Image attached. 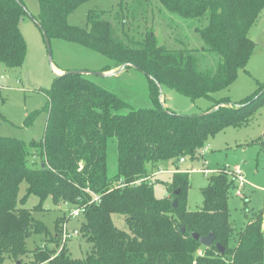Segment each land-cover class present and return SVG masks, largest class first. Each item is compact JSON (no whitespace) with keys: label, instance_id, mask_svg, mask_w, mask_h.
Here are the masks:
<instances>
[{"label":"trees","instance_id":"obj_1","mask_svg":"<svg viewBox=\"0 0 264 264\" xmlns=\"http://www.w3.org/2000/svg\"><path fill=\"white\" fill-rule=\"evenodd\" d=\"M37 1L36 23L47 40L76 42L108 57L116 67L142 71L153 107L119 113L127 103L82 73L54 76L46 89L42 137L26 143L0 136V264H264L263 211L236 232L237 243L230 246L233 228L227 201L233 176L223 168L210 175L202 189V205L189 210V173L179 161L194 159L210 136L227 126L247 125L264 108V83L236 102L211 96L231 85L248 62L255 48L248 31L264 0H154L170 14L200 22L194 27L203 43L200 49L168 48L148 27L131 31L129 14L142 17L151 0H121L114 17L121 24L120 35L104 10L88 11L83 28L68 23V15L87 0ZM139 5L145 10L136 11ZM26 14L22 0H0V63L6 67H19L24 60L19 21ZM209 56L216 60L203 65ZM162 85L192 100L212 99L213 106L199 114L176 113L161 101ZM35 113L27 115V124ZM110 137L116 139L117 149L112 177L106 167ZM253 143L264 153V135ZM29 153L38 166L27 164ZM159 167L170 173L167 179L131 184ZM117 181L125 184L115 185ZM22 182L26 188L19 198ZM156 183L166 188L163 197L155 196ZM29 195L39 203L32 209L18 206ZM47 197L58 207L67 202L85 208L79 217V231L89 245L84 258L71 257L65 243L55 251L65 215L54 220L52 236L44 222L33 217L32 211L43 210ZM113 214L122 216L126 229L114 224ZM192 233H212L224 252L214 243L202 245ZM32 234L51 236L55 245L29 250L26 239Z\"/></svg>","mask_w":264,"mask_h":264},{"label":"rangeland","instance_id":"obj_2","mask_svg":"<svg viewBox=\"0 0 264 264\" xmlns=\"http://www.w3.org/2000/svg\"><path fill=\"white\" fill-rule=\"evenodd\" d=\"M27 14L19 21V31L25 41V56L19 67H6L0 63V136H9L22 139L29 143L32 139L42 137L47 118L44 105L46 103V89L50 88L58 71L69 72L74 70L85 71V77L93 80L104 88L118 94L126 103L118 112L126 113L129 108H151L152 101L149 97L148 79L145 73L132 67H116L112 61L95 51L76 42L52 37L46 40L36 23L39 12L37 0H22ZM130 3L131 0H126ZM121 0H87L79 4L67 17L69 24L77 27L86 26V14L90 10H104L106 17L112 21L113 30L121 34L120 23L115 14L120 11ZM136 11L145 9L139 5ZM144 9V10H143ZM127 18L128 28L148 27L152 30L159 44L168 48L188 47L200 49L202 41L194 31L200 25L195 19H184L167 12L160 3L151 0L146 14L133 13ZM136 31V30H135ZM249 38L255 43V48L244 68L238 70L235 80L227 88L211 94L214 98L228 97L232 102L241 100L255 91L258 85L264 83V7L248 31ZM205 57L203 65H211L216 60L215 56ZM111 68H113L111 70ZM111 70V71H109ZM108 71V73H104ZM101 72V75H94ZM165 105L179 114H199L213 106L212 99L200 97L192 100L184 94L176 92L162 85L160 88ZM36 111L30 124L26 123L27 115ZM264 135V108L254 113L247 125L234 127L227 126L220 132L210 136L199 150L194 159H185L181 165L188 171L190 187L187 192V208L195 210L202 205V189L208 183V177L218 169H232L238 166L242 171L244 186L241 194L236 192V183L229 190L228 209L229 220L233 228V235L229 241L230 246L237 243L236 232L245 224L254 219L263 211L264 216V153L259 145L253 141ZM202 152V156L200 152ZM31 154L27 156L29 166H38L37 160H32ZM116 139L107 140V175L112 177L117 165ZM183 169V168H182ZM165 172V171H164ZM159 173L158 178L167 179L169 172ZM153 178V181L156 179ZM26 183L19 187L18 197L25 193ZM156 197L167 194L162 183L154 186ZM39 203L35 195H29L24 204L18 206L32 209ZM43 210L32 211L34 218L44 222L52 236L54 220L59 216H66L61 220L60 226L66 225L67 230H79L80 218L69 217L72 206L64 203L55 205L50 197L42 202ZM114 224L126 229L123 218L113 214ZM60 231V230H59ZM51 236L45 238L42 234H32L26 239L29 250L34 247H53ZM70 256L76 259L85 257L89 250L81 232L74 234L65 242ZM62 246H57L59 251ZM200 252V251H199ZM40 264H50L43 262Z\"/></svg>","mask_w":264,"mask_h":264},{"label":"built area","instance_id":"obj_3","mask_svg":"<svg viewBox=\"0 0 264 264\" xmlns=\"http://www.w3.org/2000/svg\"><path fill=\"white\" fill-rule=\"evenodd\" d=\"M202 152L201 151V156H202ZM180 163L184 162L185 159L184 158H180L179 159ZM165 170L163 169H158L155 171V173L153 175H148V176H143L141 178H138V179H135L134 181L131 182L132 185H138L140 184V182L142 181H148L149 183H151V181H153V177L152 176H155V175H158L159 173H162L164 172ZM225 171L230 174L231 176H233L234 178V181L236 183L235 187H236V192L238 195L241 194V189L242 187L244 186V180H243V177H242V171L241 169L238 167V166H234L232 169L229 170H226ZM115 185H124L125 183L121 182V181H117L114 183ZM97 197L95 196V199ZM65 206H72L70 204H68L67 202L64 203ZM85 208L82 207V206H72L70 207V210H69V217H73V218H79L80 215L84 212ZM79 233V230H67L66 229V225H64L63 227L61 226V233H60V246H62L68 239H70L74 234H78Z\"/></svg>","mask_w":264,"mask_h":264},{"label":"water","instance_id":"obj_4","mask_svg":"<svg viewBox=\"0 0 264 264\" xmlns=\"http://www.w3.org/2000/svg\"><path fill=\"white\" fill-rule=\"evenodd\" d=\"M45 39H46V38H45ZM46 40H47V39H46ZM122 68H123V67H122ZM69 72H74V73H84L85 71H82V70H74V71H69ZM69 72H67V73H69ZM93 74H94V75H101L102 73H101V72H94ZM175 193H176V192H175ZM176 206H177V200L174 198L173 201H172V207H176ZM183 230H184V229L181 228V231H183ZM191 235H192V237H193L194 239L199 240V242H200L202 245L206 246V247H208V246H210L212 243H214V240H215V236H214L212 233H209V234H207V235H205V236H199L197 233H192ZM214 245H215L216 249H217L220 253H223V252H224V247H223L221 244L215 242Z\"/></svg>","mask_w":264,"mask_h":264},{"label":"crops","instance_id":"obj_5","mask_svg":"<svg viewBox=\"0 0 264 264\" xmlns=\"http://www.w3.org/2000/svg\"><path fill=\"white\" fill-rule=\"evenodd\" d=\"M113 68H111V70H112ZM111 70H109V71H111ZM58 73H63L62 71H58ZM104 73H108V71H104ZM161 101L163 102V104L165 105V103H164V100L162 99V96H161ZM166 106V105H165ZM185 162V161H184ZM184 162H182V163H184ZM182 163H180V168H183V169H185L183 166L184 165H181ZM162 169V167H159L158 169ZM157 169V170H158ZM168 169H170V168H168ZM164 173H166V172H164ZM152 175V174H151ZM159 175V174H158ZM158 175H155V176H152L153 178H155L156 176H158ZM263 218H264V216H263Z\"/></svg>","mask_w":264,"mask_h":264}]
</instances>
